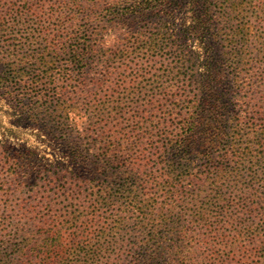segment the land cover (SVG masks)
<instances>
[{
	"label": "rangeland",
	"instance_id": "1",
	"mask_svg": "<svg viewBox=\"0 0 264 264\" xmlns=\"http://www.w3.org/2000/svg\"><path fill=\"white\" fill-rule=\"evenodd\" d=\"M27 3L32 10L15 27L17 14ZM52 3L53 0H0L2 255H22L26 260L30 254L36 262L33 251L53 233L61 236L60 249L67 253L65 264H112L110 253L102 260L95 255L90 262L85 255L96 249L98 237L122 238L126 246L116 247V253L130 250L129 230L135 216L126 210L131 199L129 190L135 179L142 183L145 172V183L137 184L138 192L132 197L145 201L146 219L138 235L148 243V264H173L172 251L177 250V239L188 233L183 247L188 245L193 252L191 264H264V202L261 199L264 193V84L259 83L264 73V57H223L225 83L221 88L216 86L215 91L221 99L230 102L229 108L222 112L214 105L216 98L212 93L206 106H201L202 93L194 76H204L203 64L208 57L195 38H183L178 26L186 17L183 12L175 14L176 24L169 28L149 20L123 30L121 37L117 24L103 26H110L107 30H92L94 36H103L98 45L105 47L129 38L119 44L118 50L124 54L114 57V65L110 64L111 57L102 58L97 50L96 57H86L82 64L91 67L96 61L100 72L103 63L105 73L111 74L101 90L103 97L116 108L118 119L113 131L101 129L99 139L115 136L124 142L129 137L115 165L127 161L136 169V178L133 175L130 182H124L128 176L122 179L108 173L100 175L95 184V166L85 165L81 159L68 154V145L75 144L63 143L62 133L40 110L50 108L52 113L56 105L66 107L60 98L50 102V87L46 83L50 78L76 76L79 65L75 67L73 57H16L14 51L20 50L26 55L48 43L50 27L55 23L50 10ZM13 46H20L22 50ZM243 60L245 67L240 64L242 73L237 81L227 66ZM18 76L23 79V86H31L21 89L22 85H17ZM69 85L75 87L77 82L70 80ZM9 89L16 95L34 91L33 98L26 107L17 106L6 96ZM78 98V109H73L70 125L83 133L86 113L81 107L91 98L84 93ZM193 100L201 106L198 142L193 154L175 158L172 153L175 144L171 141L179 134L178 127L184 118L182 110ZM46 101L49 103L44 105ZM220 112L223 115L220 123L208 127ZM38 114L40 122L36 121ZM134 126L142 130L135 131ZM85 135L91 136L88 132ZM27 150L34 155H29ZM15 156L16 168L11 162ZM180 164L187 166L179 168ZM171 166L178 173L189 167L193 175H182L176 187L170 186ZM99 183L104 191L102 195L94 190ZM120 185L125 186L116 193ZM107 186L112 188L110 194ZM177 187L186 191V196L177 198ZM185 211H191V216L184 217L177 230V216ZM194 215L195 220L189 223ZM48 224L54 225V228L50 226L52 232L45 230ZM188 225L192 231L183 232V227ZM39 228L43 231L39 232Z\"/></svg>",
	"mask_w": 264,
	"mask_h": 264
},
{
	"label": "trees",
	"instance_id": "2",
	"mask_svg": "<svg viewBox=\"0 0 264 264\" xmlns=\"http://www.w3.org/2000/svg\"><path fill=\"white\" fill-rule=\"evenodd\" d=\"M31 10L32 7L27 3L17 14L18 19L13 25L15 27L19 26L20 20H24ZM50 10L55 23L50 27L51 37L48 43L45 46L37 47L36 50L30 51L26 55L15 49V55L16 57H73L72 62L75 67L79 65V68L75 69L76 72L78 69L76 76H63L58 80L50 78L46 83L50 87V102L60 98L66 104V107L61 108L56 105L52 113L50 108L40 110L47 115V121L53 123L56 130L62 133L63 137L60 140L63 143L69 141L75 144V146L68 145V154L75 159H81L85 165L95 166L96 178L93 180L95 184L99 182L100 175L103 176L108 173H113L116 177L121 176L122 179H124L123 176H128L129 178L125 179L124 182H130L133 175L136 178V169L132 168L127 161L115 165V162L118 161V153L124 147V142H129V137L124 139V142L122 138L117 139L115 136L110 139H99L101 129L107 128V131H113L118 119L116 108L103 97L101 90L105 86L104 81H107L111 74L105 73L103 63H101L100 72L97 69L96 61L93 62L91 67L82 64L86 57H96L94 55L98 51L102 58L111 57L109 59V61L111 60L110 64L114 65V57H122L124 54V51L118 50L119 44L122 41H129V38L124 37L112 47H105L98 45L99 41L102 43L103 36L101 37L100 34L94 36L92 30L95 28L107 30L110 26L105 28L103 26L117 24V30L121 37L124 33L123 30L146 24L149 20H156L155 22L162 25L163 28H169L176 24L175 14L178 11L183 12L186 17L181 21V24L177 23L180 26L183 38H195L208 57L205 64H203L206 70L204 76L201 78L194 76L197 89L202 93L201 106H206L208 103L206 101L210 100V95L213 94L216 98L214 105L220 107L222 112L229 108L228 104L230 102L228 99H221L220 93L215 91L216 86L221 88L225 83L222 74L226 63L223 57H264V0H53ZM58 31L62 35L58 34ZM13 47L20 48V46ZM251 60L253 59L251 58ZM240 64L245 67L244 60L243 62L236 61L227 66L231 69L237 81L242 73ZM16 78L18 80L17 85L21 86L23 79H20L19 76ZM17 80L14 79L16 82ZM39 80L38 82H40ZM70 80L76 81L77 85L75 87L69 85ZM259 83L264 84V73L259 77ZM30 86L22 85L21 89L26 90ZM5 93L6 96L17 103V106L26 107L33 98L34 91L16 95L9 89ZM83 93L91 100L81 107L85 109L83 112L86 114L83 118L86 121L83 123L85 130L80 133L76 131L75 125H70V115L74 112L73 109H78L76 100L80 102L78 96ZM70 95H73V97H70ZM198 102L197 100L189 101V103L187 102V109L182 110L184 118L178 127L179 134L175 136L177 139L171 141L175 144L172 151L175 158L181 155L190 156L195 151L196 142H198L196 140L197 130L201 126V117L198 112L201 106ZM48 103L49 101H46L44 105ZM222 112L208 127L220 123L219 120L223 116ZM36 117V121L40 122L41 115L38 114ZM87 126L95 128L87 130ZM133 129L135 131L142 130L138 126H134ZM85 132L91 134V139L85 135ZM73 133L75 135L76 133L79 134L75 138L69 137ZM79 139L83 142L81 143ZM27 151L29 155H34L33 151ZM11 162L16 168L18 166L17 156L13 157ZM179 166H181L179 168H184L187 165L180 164ZM178 171L175 166L170 167L169 177L172 178L169 179L170 186L174 185L176 187L182 175L187 177L193 175L189 167L181 173H178ZM145 177L146 173L144 172L142 183H138L135 179L129 190L131 199L127 202L126 210L135 216L129 230L131 236L129 241L130 250L123 254L121 253L122 250L116 253V247L123 249L126 246L122 238L115 240L110 237H98L99 242L96 243V249L94 251L88 250L89 253L85 255L87 262H90L95 255L99 260H102L104 256L107 257L110 253L109 260L110 257L113 258L112 264H148L150 261L146 251L148 243L138 235L141 224H144L146 219L145 201L137 196L132 197L133 193L138 192L137 184L142 186L145 183ZM124 186L120 185L116 189V193ZM96 189V194L102 195L104 193L101 183L94 186V190ZM107 189L110 194L112 188L107 186ZM186 194V191L182 192L177 187V198L186 196ZM261 199L264 202V193L261 194ZM190 212L185 211L177 216V230L184 217L191 216ZM195 216L191 217L189 223L195 220ZM46 226L45 230L52 232L50 226L54 228V225L48 224ZM38 230L39 232L43 231L42 228ZM189 230L192 231L189 225L184 226L182 229L185 233ZM189 234L177 239V250L172 251L171 261L173 264H191L193 252L188 248V245L183 247L184 238L186 239ZM40 245L41 250L36 248L33 251L36 253V262L33 259L34 255L29 257V254L28 259L25 260L22 255L14 257L12 253V257L2 255L0 251V264H65L64 260L67 253L60 249L62 245L61 236H56L53 233L47 235ZM113 247L115 248L114 251L112 250ZM16 251L18 252V249Z\"/></svg>",
	"mask_w": 264,
	"mask_h": 264
}]
</instances>
